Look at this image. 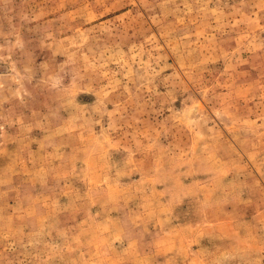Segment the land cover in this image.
Here are the masks:
<instances>
[{"label": "rangeland", "instance_id": "rangeland-1", "mask_svg": "<svg viewBox=\"0 0 264 264\" xmlns=\"http://www.w3.org/2000/svg\"><path fill=\"white\" fill-rule=\"evenodd\" d=\"M0 264H264V0H0Z\"/></svg>", "mask_w": 264, "mask_h": 264}]
</instances>
